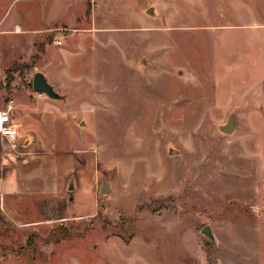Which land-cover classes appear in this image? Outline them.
<instances>
[{"label":"rangeland","instance_id":"rangeland-1","mask_svg":"<svg viewBox=\"0 0 264 264\" xmlns=\"http://www.w3.org/2000/svg\"><path fill=\"white\" fill-rule=\"evenodd\" d=\"M53 1L80 9L33 56L0 35L3 98L55 118L1 207V264H264V0Z\"/></svg>","mask_w":264,"mask_h":264},{"label":"crops","instance_id":"crops-1","mask_svg":"<svg viewBox=\"0 0 264 264\" xmlns=\"http://www.w3.org/2000/svg\"><path fill=\"white\" fill-rule=\"evenodd\" d=\"M20 1L23 3L19 11L17 3ZM52 3L53 0H0V35L12 34L6 44L5 53H10L12 56L15 54V57L33 56L36 45L42 46L43 39L51 26L62 22H73L77 10L80 9L79 7L73 11L70 18H66V15L62 17L54 15L51 18L49 15H51ZM33 5L39 8L37 14L34 13ZM19 96L16 95V100L5 101L0 89V109H5L8 104L12 105L11 116L17 128L14 136L0 134V210L6 199L17 202L18 197L23 196L27 191H33L34 180L38 179V175H42L44 170L34 169L33 159L28 156L32 150L26 147L32 146L35 139L39 144H45V141L50 139V129L55 119L49 112L35 111L30 99ZM14 108L17 109L16 116H14ZM37 159H42V156H38ZM49 186V182L46 181L45 187L49 188Z\"/></svg>","mask_w":264,"mask_h":264},{"label":"water","instance_id":"water-1","mask_svg":"<svg viewBox=\"0 0 264 264\" xmlns=\"http://www.w3.org/2000/svg\"><path fill=\"white\" fill-rule=\"evenodd\" d=\"M33 88L35 91L38 92H44L50 97L53 98H63L64 95L58 92L54 85L50 82L47 75L41 71L37 70L34 72L33 75ZM84 123V121H83ZM238 127V113L237 111H232L228 117L227 120L221 124H219V128L224 133H233ZM110 184L109 182H104L101 186V191L103 193H107L110 190ZM202 232L208 235L212 240L215 239V234L212 230V227L210 224H205L202 227Z\"/></svg>","mask_w":264,"mask_h":264},{"label":"built area","instance_id":"built-area-1","mask_svg":"<svg viewBox=\"0 0 264 264\" xmlns=\"http://www.w3.org/2000/svg\"><path fill=\"white\" fill-rule=\"evenodd\" d=\"M59 43L62 40L58 41ZM12 105L8 104L5 109H0V134L3 136H14L17 133L14 121L11 116Z\"/></svg>","mask_w":264,"mask_h":264}]
</instances>
